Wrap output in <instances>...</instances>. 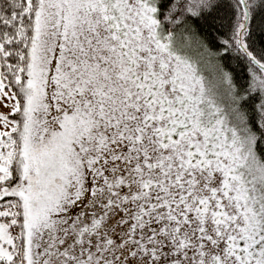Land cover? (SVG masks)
Here are the masks:
<instances>
[{"label":"snow or ice","instance_id":"snow-or-ice-1","mask_svg":"<svg viewBox=\"0 0 264 264\" xmlns=\"http://www.w3.org/2000/svg\"><path fill=\"white\" fill-rule=\"evenodd\" d=\"M0 264H264V0H0Z\"/></svg>","mask_w":264,"mask_h":264}]
</instances>
